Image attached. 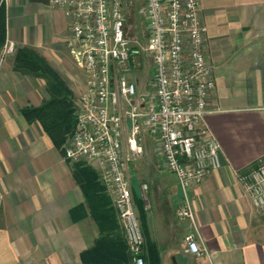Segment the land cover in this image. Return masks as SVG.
<instances>
[{
  "label": "crops",
  "instance_id": "obj_1",
  "mask_svg": "<svg viewBox=\"0 0 264 264\" xmlns=\"http://www.w3.org/2000/svg\"><path fill=\"white\" fill-rule=\"evenodd\" d=\"M197 1L203 49L215 81L204 121L220 146L221 167L191 190L193 219L183 221L175 216L182 196L176 177L161 164L150 169L142 185L133 167L129 180L139 221L144 212L142 254L145 264H152L150 247L158 264H264V224L255 225V209L238 180L258 161L264 163V0ZM4 2L0 264H84L82 254L100 233L73 172L83 164L99 173L94 163L65 159L73 129L57 149L39 122L24 118L23 110L38 108L50 97L40 77L14 69L15 51L26 48L44 59L77 100L87 78L71 54L69 23L60 10L29 0ZM9 46L13 52L5 54ZM129 133L127 122L124 142ZM138 135L151 140L143 128ZM189 233L203 249L200 256L185 251ZM123 264H132V257Z\"/></svg>",
  "mask_w": 264,
  "mask_h": 264
},
{
  "label": "built area",
  "instance_id": "obj_2",
  "mask_svg": "<svg viewBox=\"0 0 264 264\" xmlns=\"http://www.w3.org/2000/svg\"><path fill=\"white\" fill-rule=\"evenodd\" d=\"M121 4L122 0H48L49 7L68 20L70 51L87 78L75 103V126L64 157L73 163L95 164L132 264H145V240L123 147L124 125L130 124L127 145L132 156L142 152L136 145L142 128L155 138L163 167L176 177L182 194L175 216L179 221L192 220L191 190L221 167L220 146L204 121L215 81L203 49L205 28L198 1L146 0L145 50L152 59L153 76L150 89L139 93L124 76L137 46L123 36ZM12 52L10 46L5 50ZM238 180L253 208L264 210V163L258 161ZM184 242L187 253L202 254L193 233Z\"/></svg>",
  "mask_w": 264,
  "mask_h": 264
},
{
  "label": "trees",
  "instance_id": "obj_3",
  "mask_svg": "<svg viewBox=\"0 0 264 264\" xmlns=\"http://www.w3.org/2000/svg\"><path fill=\"white\" fill-rule=\"evenodd\" d=\"M31 3L48 4V0H29ZM6 41V7L0 0V51ZM14 69L21 74L42 77V68L34 59V54L26 48H17L14 54ZM28 122L37 121L57 149L64 143L67 134L74 129L75 112L73 106L64 98L50 99L38 108L23 110ZM73 131V130H72ZM73 176L79 184L94 219L100 237L94 246L82 254L84 264H123L131 259L129 248L117 222L116 211L111 197L106 192L98 174L90 167L78 164ZM144 212L140 210L143 225ZM152 264H158L157 252L150 247ZM86 255V257H85Z\"/></svg>",
  "mask_w": 264,
  "mask_h": 264
},
{
  "label": "rangeland",
  "instance_id": "obj_4",
  "mask_svg": "<svg viewBox=\"0 0 264 264\" xmlns=\"http://www.w3.org/2000/svg\"><path fill=\"white\" fill-rule=\"evenodd\" d=\"M145 6L146 0H122V4L120 6L121 17L123 18V36L126 41L130 42L129 44L134 45L135 43L137 46V53L131 57L127 67L128 71L124 74V76H126L129 81L136 84L139 93L150 89V80L153 76L152 59L150 54L145 50V44L149 34L144 15ZM34 59L42 68V77H38L45 82L50 99L64 97L73 106L74 103H76L77 96L67 92L62 79L53 73L44 59L40 58L38 55H34ZM149 138H151L152 141L150 139L143 140L139 137V135L136 136V145L142 149L139 156H132L130 154L127 139L123 146L124 152L127 156H129L130 160L128 163V177L130 179V171H132L134 167V174L142 185L148 182L150 169H155L156 166H161L162 164L161 155L157 147V141L151 135H149ZM142 193L143 199H145L147 197L146 190L142 189ZM140 198L142 197L140 196ZM254 213L257 218L254 221L255 225L259 226L262 223L264 224V210L255 209Z\"/></svg>",
  "mask_w": 264,
  "mask_h": 264
}]
</instances>
